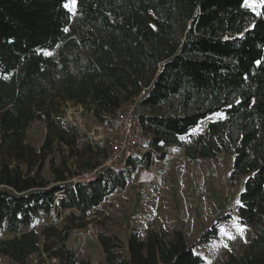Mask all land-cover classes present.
I'll return each mask as SVG.
<instances>
[{
  "label": "trees",
  "instance_id": "1",
  "mask_svg": "<svg viewBox=\"0 0 264 264\" xmlns=\"http://www.w3.org/2000/svg\"><path fill=\"white\" fill-rule=\"evenodd\" d=\"M68 3L0 0V230L14 235L0 242V256L14 264H91L66 246L69 232L127 186L133 161L120 171L103 168L107 148L59 118L71 104L107 127L104 116L138 98L152 150L179 147L190 161L233 158L230 178L243 179L235 214L254 235L239 256L218 264H264V7L76 0L71 14ZM211 117L186 148L180 139ZM36 121L45 125L37 149L26 135ZM51 214L56 221L37 234L36 217ZM217 234L210 226L200 243ZM97 241L105 264L204 261L181 230L171 238L150 230L145 238L136 231L125 242L113 234Z\"/></svg>",
  "mask_w": 264,
  "mask_h": 264
},
{
  "label": "rangeland",
  "instance_id": "2",
  "mask_svg": "<svg viewBox=\"0 0 264 264\" xmlns=\"http://www.w3.org/2000/svg\"><path fill=\"white\" fill-rule=\"evenodd\" d=\"M259 2L256 0V3ZM68 5L69 12L74 14L76 5ZM259 8L255 11L250 9L258 13ZM137 102L133 99L121 110L137 106ZM59 119L64 126L77 128L89 144L94 142L102 149L106 148L107 127L100 125L81 108L66 104ZM216 119L204 120L190 132L189 138L180 139L184 146L189 147L195 136L204 133L207 122ZM44 133V123L34 122L27 130V143L37 149L42 144ZM148 152L154 153V158L144 159L143 155ZM132 161L133 166L129 168L132 176L127 186L93 209L84 228L69 232L66 246L79 259L91 264H105L97 236L113 234L125 242L128 235L136 231L143 238L150 230L171 238L174 231L181 230L187 244L195 246V252L203 258V264L221 263L230 254L237 257L249 246L254 231L240 226L235 214L237 198L243 190V179L231 180L232 157L219 153L215 158L190 161L183 149L170 147L162 148L161 153L148 148ZM91 174L86 178H91ZM53 220L56 221L53 214L49 217L38 215L33 229L39 234ZM57 224H61V219L57 220ZM210 226L218 229L217 236L207 245L200 243V238ZM13 236L0 230V242ZM0 264L14 263L0 256Z\"/></svg>",
  "mask_w": 264,
  "mask_h": 264
},
{
  "label": "built area",
  "instance_id": "3",
  "mask_svg": "<svg viewBox=\"0 0 264 264\" xmlns=\"http://www.w3.org/2000/svg\"><path fill=\"white\" fill-rule=\"evenodd\" d=\"M136 99L138 101V98ZM104 118L110 122V125L107 126L109 135L105 137V143L103 142L108 155L102 167L120 171L128 161L149 148V137L143 130L136 105L125 111L119 109L112 116H104ZM87 178L84 176L73 182L88 181Z\"/></svg>",
  "mask_w": 264,
  "mask_h": 264
},
{
  "label": "snow or ice",
  "instance_id": "4",
  "mask_svg": "<svg viewBox=\"0 0 264 264\" xmlns=\"http://www.w3.org/2000/svg\"><path fill=\"white\" fill-rule=\"evenodd\" d=\"M70 3L74 7L76 0H70ZM68 6H69L68 4L65 5V7H68ZM244 6L251 8L253 11H255L256 8H258V7H264V0H260L259 3H256V0H244ZM66 30L67 29H65V31ZM46 54H48V53H46Z\"/></svg>",
  "mask_w": 264,
  "mask_h": 264
}]
</instances>
